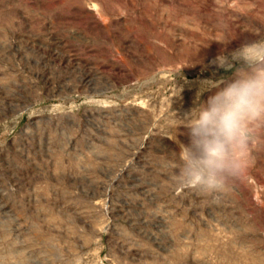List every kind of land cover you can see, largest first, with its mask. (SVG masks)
<instances>
[{
	"label": "rangeland",
	"instance_id": "374dc122",
	"mask_svg": "<svg viewBox=\"0 0 264 264\" xmlns=\"http://www.w3.org/2000/svg\"><path fill=\"white\" fill-rule=\"evenodd\" d=\"M252 27L264 0H0V264H264V140L226 191L173 175Z\"/></svg>",
	"mask_w": 264,
	"mask_h": 264
},
{
	"label": "clouds",
	"instance_id": "9594fccd",
	"mask_svg": "<svg viewBox=\"0 0 264 264\" xmlns=\"http://www.w3.org/2000/svg\"><path fill=\"white\" fill-rule=\"evenodd\" d=\"M249 31L258 38L215 58L231 76L202 81L199 94H210L184 114L188 142H182L179 171L173 173L177 183L226 191L248 162L251 146L264 140V29Z\"/></svg>",
	"mask_w": 264,
	"mask_h": 264
}]
</instances>
